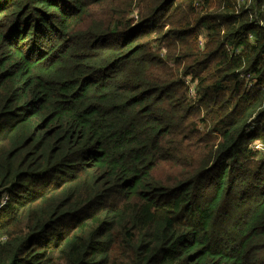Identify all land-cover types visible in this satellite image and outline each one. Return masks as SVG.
I'll return each mask as SVG.
<instances>
[{
  "label": "trees",
  "instance_id": "1",
  "mask_svg": "<svg viewBox=\"0 0 264 264\" xmlns=\"http://www.w3.org/2000/svg\"><path fill=\"white\" fill-rule=\"evenodd\" d=\"M256 144L264 0H0V264H264Z\"/></svg>",
  "mask_w": 264,
  "mask_h": 264
},
{
  "label": "built area",
  "instance_id": "2",
  "mask_svg": "<svg viewBox=\"0 0 264 264\" xmlns=\"http://www.w3.org/2000/svg\"><path fill=\"white\" fill-rule=\"evenodd\" d=\"M239 1V0H238ZM260 26H261V23H260ZM186 84H188L189 86H191V84L189 83V81H187V83ZM190 93V95H192L193 94V90L191 89L190 91H189ZM255 148L256 149H261L262 150V152H263V154H264V147L262 146V145H260V144H257L256 146H255Z\"/></svg>",
  "mask_w": 264,
  "mask_h": 264
},
{
  "label": "rangeland",
  "instance_id": "3",
  "mask_svg": "<svg viewBox=\"0 0 264 264\" xmlns=\"http://www.w3.org/2000/svg\"><path fill=\"white\" fill-rule=\"evenodd\" d=\"M256 145H257V144H256ZM256 145H255V146H256Z\"/></svg>",
  "mask_w": 264,
  "mask_h": 264
}]
</instances>
